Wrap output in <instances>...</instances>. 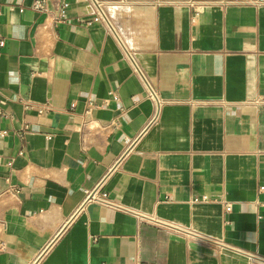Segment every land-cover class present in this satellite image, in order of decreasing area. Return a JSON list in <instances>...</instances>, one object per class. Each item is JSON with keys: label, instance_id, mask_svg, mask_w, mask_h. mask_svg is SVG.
<instances>
[{"label": "crops", "instance_id": "1", "mask_svg": "<svg viewBox=\"0 0 264 264\" xmlns=\"http://www.w3.org/2000/svg\"><path fill=\"white\" fill-rule=\"evenodd\" d=\"M36 1L0 0V264H264V0ZM104 177L133 213L80 209Z\"/></svg>", "mask_w": 264, "mask_h": 264}, {"label": "built area", "instance_id": "2", "mask_svg": "<svg viewBox=\"0 0 264 264\" xmlns=\"http://www.w3.org/2000/svg\"><path fill=\"white\" fill-rule=\"evenodd\" d=\"M89 2L91 3L92 8H93L92 12L90 13L91 20L89 23L90 24H105L110 30H114L113 25L108 16L109 2L107 0H89ZM261 2L263 1H256V3H261ZM43 3H44V0H38L36 1L35 6L37 8H42ZM223 4L224 6L228 5L227 3H223ZM68 9H69V3L68 2L63 3L60 9L59 17L56 20V22L60 23L64 21V19L67 16ZM3 44H4V41L3 39L0 38V46H2ZM127 58L129 60L133 73L137 75L145 85L146 97L155 103V115L152 119V122H155L160 115L164 102L159 97V94L156 91V89L151 85L144 70L142 69L141 65L139 64L137 60L136 54L130 51H127ZM106 180H107V177H104L99 183L95 185L93 189L87 192V195L84 201L82 202L80 209L81 210L84 209V207L87 206L88 204H97V205L113 208L119 211L133 213L129 209L115 203L113 200L110 199L108 192L105 190ZM261 190H264V187H262ZM230 209L231 207L230 205H228L226 208V211H230ZM136 216L139 219L146 220L152 223L153 225L172 228L177 233H183L186 235H195V233L192 231H186L177 225L168 223L154 216L143 215V214H138V213H136ZM209 241H212V240H209ZM212 242H215L218 245H221V243L217 241H212ZM0 246L1 248H3L2 244ZM250 258L261 259L262 261H264V258L258 257L257 255H250Z\"/></svg>", "mask_w": 264, "mask_h": 264}, {"label": "clouds", "instance_id": "3", "mask_svg": "<svg viewBox=\"0 0 264 264\" xmlns=\"http://www.w3.org/2000/svg\"><path fill=\"white\" fill-rule=\"evenodd\" d=\"M11 35L14 38H24L25 28L22 24H20L18 21L14 22L11 27ZM10 83H18V79L15 81H9Z\"/></svg>", "mask_w": 264, "mask_h": 264}]
</instances>
